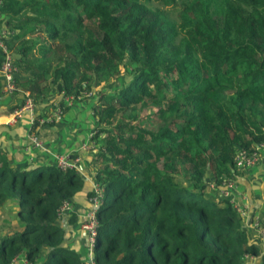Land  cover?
<instances>
[{"label": "trees", "instance_id": "1", "mask_svg": "<svg viewBox=\"0 0 264 264\" xmlns=\"http://www.w3.org/2000/svg\"><path fill=\"white\" fill-rule=\"evenodd\" d=\"M2 28L20 90L9 109L28 93L30 133L54 121L38 122L49 87L77 96L120 67L129 77L90 107L94 264H264L240 212L208 190L235 178L236 150L264 143V0H0ZM82 186L75 169L13 165L0 148V206L16 203L18 228L0 234V264H85L59 224Z\"/></svg>", "mask_w": 264, "mask_h": 264}, {"label": "crops", "instance_id": "2", "mask_svg": "<svg viewBox=\"0 0 264 264\" xmlns=\"http://www.w3.org/2000/svg\"><path fill=\"white\" fill-rule=\"evenodd\" d=\"M18 95L19 93H0V104L4 101L8 103L14 102L15 97ZM90 104L89 100H80L74 103L72 101L71 104L64 105L68 109L62 112L58 120L36 128L34 131L35 133L37 132L36 134L42 140L40 148H34L29 143V135L33 132H28L30 125L28 115L23 114L17 119L14 123H19L17 125L18 129L25 128L27 130V135L23 141L25 142L26 140L25 144L29 145V152L35 153L24 155L20 146L9 140L11 136L5 134L8 132L7 128L4 127V130L0 131V134H3V142L0 144V148L13 165L27 166L29 168L36 164H52L57 154L77 153L79 162L76 170L83 179V186L71 198L69 208L59 215V224L64 230L62 244L74 250L85 264H91V257L87 236L81 228V223L85 218V214L96 206L93 199L99 196L98 192H96L95 196L87 195V191L95 192L96 189L98 190L89 168L93 145L88 150L81 149L82 145L89 141L88 134L91 129L88 126L94 125L93 119L87 114L91 107ZM84 115L89 117V124L87 125L81 122ZM3 117L7 118V114L0 115V119ZM4 123L7 126L14 125V123L10 124L5 121ZM27 162L30 164L26 165ZM232 181L234 186L227 191L226 195L223 194L224 187L220 183L215 185L214 182L210 181L208 190H211L210 192L214 198H226L240 212L241 227L246 232L249 241L264 246V242H261L257 237L258 227L254 226L255 222L259 225H264V158L261 157L256 164L250 167L238 168L237 174ZM70 217H73V220L70 221ZM42 259L43 254L32 264H41ZM10 264L31 263L26 262L23 255H19Z\"/></svg>", "mask_w": 264, "mask_h": 264}, {"label": "built area", "instance_id": "3", "mask_svg": "<svg viewBox=\"0 0 264 264\" xmlns=\"http://www.w3.org/2000/svg\"><path fill=\"white\" fill-rule=\"evenodd\" d=\"M1 45V44H0ZM2 49L5 52V58L0 66V78H1V90L2 93L5 94H14L16 91L20 92V90L15 85L14 76L16 74V68L14 67L10 56L8 55L7 51L4 47ZM88 92L82 91L79 95L74 96L70 95H62L63 99L61 101L53 102L52 112L48 115L41 116L38 119L39 123H44L46 120L49 121L57 120L61 117L62 114V106L69 105L75 99H80L83 96H87ZM59 102H63L62 106ZM35 105L33 99L28 95L27 92L22 93V102L18 103L17 106L12 108L7 113L8 122H14L19 119L23 114H27L30 123L33 121L35 115ZM48 115V116H47ZM29 143L34 148H40L42 146L41 141L38 140L36 133H31L29 135ZM93 144L85 143L82 145L81 149L88 150L92 147ZM264 158V143L257 144L254 149L251 151H247L244 149H238L235 151L233 160L234 165L236 168H247L257 163L260 158ZM79 162V157L77 153H64V154H57L54 157V165L60 170H67V169H77V164ZM221 186H223V194L226 195L227 191L232 188L233 181H226L221 182ZM93 202L97 204L98 198H94ZM67 208H69V203L64 202L63 205L59 209V215L63 213ZM97 226V221L95 218V207H92L86 214L85 218L81 223V228L85 231L88 241V248L89 254L91 257V264L92 262V246L94 242V235H95V228ZM254 226L258 227L257 230V237L261 242H264V225H259L257 222L254 223Z\"/></svg>", "mask_w": 264, "mask_h": 264}, {"label": "rangeland", "instance_id": "4", "mask_svg": "<svg viewBox=\"0 0 264 264\" xmlns=\"http://www.w3.org/2000/svg\"><path fill=\"white\" fill-rule=\"evenodd\" d=\"M150 5L157 6V7L161 8L165 12V14H167V16H168V18L170 20H172L174 22L177 21V9L176 8L170 7V6H164V5H162V4L158 3V2H151ZM23 32H24V30H21V31L18 32L20 38H28V37L32 38L33 37V35H28V34L27 35H23ZM1 36H8V33L3 28L0 29V44H1ZM16 42H17V40L13 41V43H16ZM3 46L4 45L2 44L1 47H3ZM6 51H7L8 55L10 56L11 60H13L14 54L10 53L9 50H6ZM110 73H111V75L108 78V80L106 81V83L99 84L97 86L91 87V89H89V90H86L85 92L86 93L88 92V95L87 96H83L80 99L86 100V101L89 100V102L92 104L94 101H96V95H97L96 92H97L98 89H102L105 92L106 91H111L112 88H114L116 86H119L121 83L125 82L129 78L123 72L122 67L119 68L118 73H115V72H110ZM48 91H49V93H47ZM48 91L44 94V98L43 99L46 100V104H47V106L45 108V112H46V114L49 115L52 112V110H53L52 106H50L52 100L57 101V102L61 101L63 99V96H62L61 93L60 94H55L53 87H49ZM12 104H13V102L8 103L7 101H4L3 103H1L0 104V115L7 114L10 111L9 107ZM43 104H45V103H43ZM38 105L41 107L42 100L39 101ZM145 111L148 112V109H145ZM87 114H89L88 116H90V118L93 119V121H94V117L91 116L92 115V109L91 108H89ZM88 119H89V117L84 115L81 122H83V123H85V125H87V124H89V120ZM0 120H1L0 121V131L4 130V127H6L8 132H6L5 134L11 136V138L9 140H12L11 142L16 143L17 145H19L20 149L22 150V153L24 155L35 153V152H29V145L25 144L26 140H25V142L23 141V139H25V137L27 135V133H26L27 130L25 128L21 127L22 129H18L17 125L19 123H17V124L14 123L16 121H14V122H10L9 121L8 122V118H4L3 117ZM4 121L6 123H10V124L14 123V125L7 126V125H5ZM46 122H51V121H49V119H48V120H46ZM46 122H44V123H46ZM88 127H89V129H91L89 131V134H88L89 135V139H90V136L94 133V128H92V127H94V125H91V126H88ZM33 133H35V131ZM37 138H38L39 141H42L41 138L38 135H37ZM2 139H3V134H0V144H2V142H3ZM92 143H93L92 141L91 142L88 141V144H92ZM29 164H30L29 162L26 163V165H29ZM97 192L99 194L100 191H97ZM13 206H16V203L10 202L9 200L3 202V205L0 206V234H3L7 230H10L9 228L18 229L17 225L14 223L16 220L14 219L15 217H14V214L12 212ZM250 260L253 262V261H257L258 259L257 258H250Z\"/></svg>", "mask_w": 264, "mask_h": 264}]
</instances>
